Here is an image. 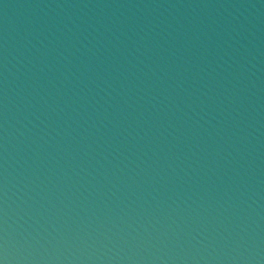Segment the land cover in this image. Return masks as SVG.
Here are the masks:
<instances>
[{
    "label": "water",
    "instance_id": "water-1",
    "mask_svg": "<svg viewBox=\"0 0 264 264\" xmlns=\"http://www.w3.org/2000/svg\"><path fill=\"white\" fill-rule=\"evenodd\" d=\"M0 264H264V0H0Z\"/></svg>",
    "mask_w": 264,
    "mask_h": 264
}]
</instances>
